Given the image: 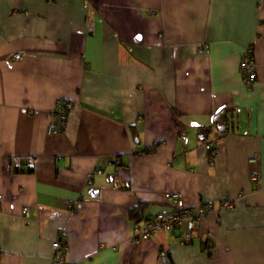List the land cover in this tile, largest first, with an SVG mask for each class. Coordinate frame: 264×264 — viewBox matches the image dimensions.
Here are the masks:
<instances>
[{
    "label": "crops",
    "instance_id": "obj_1",
    "mask_svg": "<svg viewBox=\"0 0 264 264\" xmlns=\"http://www.w3.org/2000/svg\"><path fill=\"white\" fill-rule=\"evenodd\" d=\"M175 192L234 206L133 243ZM59 229L83 264H264V0H0V264H53Z\"/></svg>",
    "mask_w": 264,
    "mask_h": 264
},
{
    "label": "built area",
    "instance_id": "obj_2",
    "mask_svg": "<svg viewBox=\"0 0 264 264\" xmlns=\"http://www.w3.org/2000/svg\"><path fill=\"white\" fill-rule=\"evenodd\" d=\"M199 53H208L210 51V44L207 42H201L198 45ZM24 57L22 52H16L12 56V60L20 61ZM240 70L241 74L244 78L245 84L249 87L254 86L258 82V75L256 74L257 63L255 62L253 46H248L243 50V54L240 60ZM76 101L74 100H58L55 105V109L52 112L53 120L47 126V131L50 135L52 134H60L64 132V128L67 124L68 114L75 108ZM206 147L208 149L213 148V144L211 142L207 143ZM29 164H33L34 156L30 155L26 157ZM258 157H253L251 160V175L250 179L254 183H259L261 180V171L258 168ZM91 182V181H90ZM176 200L177 209L173 212L169 213H161L156 214L150 218H144L142 221L138 222V227L136 234L131 237V240L135 244H139L142 240L150 239L156 233L160 231L169 232L173 227H180L185 221L192 220H200L203 217H207L209 214L214 212H219L221 209L231 208L234 206L233 201L229 198H225L220 206L217 208L210 202H207L203 205H198L196 207H189L183 204L181 195L179 193H172L170 195ZM25 214L28 212V208H24ZM57 239L53 241L52 248V259L53 264H83L81 261H75L71 259H67V254L69 252V245L67 241V235L65 230L59 229L57 233ZM182 242H189L188 236L186 234H182ZM159 255L161 257H167V251L165 249L160 250Z\"/></svg>",
    "mask_w": 264,
    "mask_h": 264
},
{
    "label": "trees",
    "instance_id": "obj_3",
    "mask_svg": "<svg viewBox=\"0 0 264 264\" xmlns=\"http://www.w3.org/2000/svg\"><path fill=\"white\" fill-rule=\"evenodd\" d=\"M214 149L215 148H212V150H214ZM144 214H145V212H144V205H143L142 207H137L136 209L132 210L130 217L132 220L136 221V223L138 224V222L142 221V219L147 218L144 216Z\"/></svg>",
    "mask_w": 264,
    "mask_h": 264
},
{
    "label": "water",
    "instance_id": "obj_4",
    "mask_svg": "<svg viewBox=\"0 0 264 264\" xmlns=\"http://www.w3.org/2000/svg\"><path fill=\"white\" fill-rule=\"evenodd\" d=\"M91 193L92 194H98L99 193V190H96V189L95 190H91Z\"/></svg>",
    "mask_w": 264,
    "mask_h": 264
}]
</instances>
